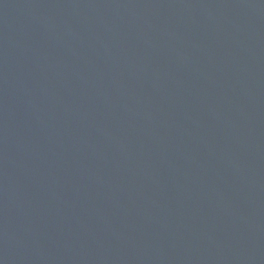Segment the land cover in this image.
I'll return each mask as SVG.
<instances>
[{"label": "water", "instance_id": "obj_1", "mask_svg": "<svg viewBox=\"0 0 264 264\" xmlns=\"http://www.w3.org/2000/svg\"><path fill=\"white\" fill-rule=\"evenodd\" d=\"M0 264H264V0H0Z\"/></svg>", "mask_w": 264, "mask_h": 264}]
</instances>
